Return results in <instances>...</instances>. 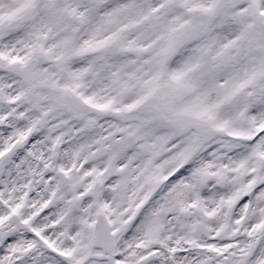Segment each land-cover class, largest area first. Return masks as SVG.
<instances>
[{"label": "snow or ice", "instance_id": "1", "mask_svg": "<svg viewBox=\"0 0 264 264\" xmlns=\"http://www.w3.org/2000/svg\"><path fill=\"white\" fill-rule=\"evenodd\" d=\"M0 264H264V0H0Z\"/></svg>", "mask_w": 264, "mask_h": 264}]
</instances>
